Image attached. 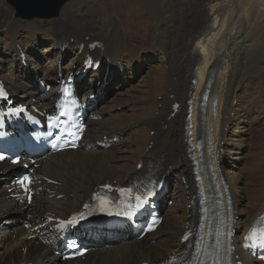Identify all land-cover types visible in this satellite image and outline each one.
Masks as SVG:
<instances>
[{
	"label": "bare ground",
	"instance_id": "obj_1",
	"mask_svg": "<svg viewBox=\"0 0 264 264\" xmlns=\"http://www.w3.org/2000/svg\"><path fill=\"white\" fill-rule=\"evenodd\" d=\"M133 1L152 14L157 10L155 0ZM88 3L95 13L91 21L81 27L64 19L67 2L60 7L58 16L45 25L52 26L51 32L40 27L37 21L16 25L3 17L0 22V78L22 102L33 98L41 105H49L57 88L56 72L66 74L73 68L80 69V62L90 53L88 45L93 41L100 45L99 50L91 52L95 59L106 58L110 69L115 68L123 74V77H116L119 84L115 89L121 88L119 94L108 99L105 93L109 92L110 85L103 90L98 87L102 70L82 80L88 85L81 87L85 89L84 98L95 88H99L101 96L98 97L101 103L95 109L101 119L90 123L83 136L87 149L60 152L42 161L35 173L47 176L56 184L42 183L43 190L29 207L8 200L0 187V218L14 211L23 217L29 216L28 223L51 215L64 218L79 210L94 187L106 180L122 182L140 174L154 162L159 165L161 175L175 179L170 191L173 207L163 210L164 218L152 234L138 241L128 238L124 243H113L110 249L89 253L84 261L74 263L60 262L52 253L54 243L42 244L41 237L27 241L28 232L22 229L20 222L12 223L9 218L0 225L4 229L0 231V248L5 251L0 253V264L28 261L37 264H138L155 253L166 255L181 250L180 238L185 225L197 216L194 208L187 209L186 204L187 196L194 191L192 167L197 166L196 172L201 176L197 155L199 141L203 145L202 153L209 152L216 172L229 186L237 229L233 239L240 241L243 231L264 209V88L259 78L264 69L258 67V62L264 59V0H177L169 8L171 14L177 12L181 18L189 8L184 20L194 21L182 27L172 24L171 19L160 20L153 43L145 46L119 38L120 29L116 25L108 29V22L116 24L117 21L110 17L101 1L88 0ZM124 5L127 10L134 8L132 1ZM113 13L119 14L114 9ZM159 14L163 16L160 9ZM16 18L14 15V20L19 21ZM88 26L92 29L84 33ZM23 28L29 29L33 36L28 41L22 40ZM42 28L45 31L41 39ZM39 40L47 45L44 51L36 54ZM57 44H66L71 52L63 66L59 65L58 53L53 52ZM20 52L38 68V74L26 72L27 67L18 59ZM135 63L133 77L126 71ZM121 67H124L122 71ZM139 75V81L134 84ZM35 76L51 85L44 95L32 86ZM190 95L193 98L188 117L186 102ZM134 101L140 105L126 107ZM174 102L183 103V106L170 117ZM243 124L252 128L249 142L238 135L240 131L234 130H239ZM149 131L154 132L152 136ZM113 136L119 137L118 143L107 149L94 145L96 141H106ZM139 164L142 168L137 170ZM9 168L0 164V171ZM203 170L210 177V166ZM11 223L12 234L6 226ZM235 254L243 264H260L238 248Z\"/></svg>",
	"mask_w": 264,
	"mask_h": 264
},
{
	"label": "rangeland",
	"instance_id": "obj_2",
	"mask_svg": "<svg viewBox=\"0 0 264 264\" xmlns=\"http://www.w3.org/2000/svg\"><path fill=\"white\" fill-rule=\"evenodd\" d=\"M5 1L6 0H0V22L3 21V19H2L3 17H8V21L10 23L16 24V25H26V23H28L30 21H37V23L40 27L44 26V28L48 32L52 31L51 25H49V26H45V25L47 23L51 22V20H53L55 17L54 18L33 17L31 19H23V18L18 17L16 15V9L14 7H12L14 10V12H13L12 8L8 4H6ZM99 1H101L103 3L105 8L107 9V12L110 14V17H112L114 20L117 21L116 24H111L110 22H108V24H107L108 29L111 30L114 25L118 26L120 29V37L119 38H121L122 40H128V39L134 40V41H136L135 44H137V45H144L145 46L148 43H153V38L155 37V33L158 32L157 27L161 26L160 20L168 21V19H171L172 24L177 25V26H182V27H184V25L189 26L188 22L190 23L192 20L190 18H185L186 20H184V15H185V13H187L189 11V8H187L183 12L181 18H178L177 12L171 14V11L169 10V8L171 5H174L175 1H177V0H155V1H157V10L154 11V14H152L150 11H146L143 8H139L138 5L136 4V2H134L133 0H99ZM129 1H132V5L134 8L127 10L124 3L129 2ZM69 2H73V4H68ZM69 2H67V5H69V6L66 5L65 9L63 10L64 19L71 20L73 23H75L77 25V27H81V26H83V25H85L91 21L90 18L95 13V9L91 7L92 4H89L88 0H71ZM113 9L116 10L119 14L113 13ZM159 9L162 11L163 16H161L159 14ZM48 12H49V10L47 8H43V9L39 10V13H41V14H47ZM96 12H97V9H96ZM14 15L18 18L19 21L14 20ZM188 19H189V21H188ZM4 21H6V20H4ZM107 21H108V19H107ZM192 21H194V20H192ZM134 22H137V25H133ZM6 24H7V22L4 23V25H6ZM65 24L66 23H63V25H65ZM44 28H42V31H41L42 33L39 32L41 35L40 36L41 39H42V36L44 35V31H45ZM91 29H92V27H89V26L85 27L84 33H86L87 31H90ZM262 33L264 34V31ZM21 36H22L23 41H28L33 37L29 33V29H27V28H23V30L21 31ZM2 39H5V38H2ZM69 39H70V37L66 38L67 41H69ZM103 39L106 40L105 37H103ZM114 40H116V39H114ZM39 41H40V43H38L36 54L39 53L40 51L41 52L44 51V49H46L44 47H46V45H47V43L44 42L43 40H39ZM262 42H263V52H264V40H262ZM54 49H53V52H56V49L55 50ZM241 56H242V53H241ZM65 61H66V59L63 60V63ZM258 67L264 69V59H262L260 62H258ZM35 71H38V69H35ZM138 72L140 73V71H138ZM115 73L116 72L114 70V74ZM140 75H139V77H137V80L134 82V84H136V82L139 81ZM259 78H260V83L261 82L264 83V70L260 72ZM116 82L117 83L114 86L119 84V79H116ZM120 89L121 88H119V87L117 88V90L111 89V86H110L109 91L110 90H112V91L109 94L107 92V94H108V95H106L107 99H108V97L117 96L119 94ZM116 91H117V93H116ZM251 91H252V89H251ZM134 103H136V104H134ZM133 105L137 106L140 104L137 103L136 101H134L130 104H127L126 107L133 106ZM118 110H116V111H118ZM242 129H243V131H242ZM249 129L245 126V124H243V125H241L240 129L238 130V132L240 131V133H238V135L243 136V138L247 142H249L251 139V136H253L252 131H251L252 128L250 130ZM151 135L152 134L150 133V136ZM246 146L248 147L247 144H246ZM233 164H236V163H233ZM88 194H89V192H88ZM169 200H171V199H169ZM7 219H9V218H6L5 220H7ZM2 250L3 249L0 248L1 252H2ZM159 256H161V255H158L157 253H155V256L153 254L152 257L150 258V260L155 259Z\"/></svg>",
	"mask_w": 264,
	"mask_h": 264
},
{
	"label": "water",
	"instance_id": "obj_3",
	"mask_svg": "<svg viewBox=\"0 0 264 264\" xmlns=\"http://www.w3.org/2000/svg\"><path fill=\"white\" fill-rule=\"evenodd\" d=\"M16 9V15L23 19L33 17L54 18L58 16L60 7L69 0H6ZM47 8V14L39 13L40 9Z\"/></svg>",
	"mask_w": 264,
	"mask_h": 264
},
{
	"label": "snow or ice",
	"instance_id": "obj_4",
	"mask_svg": "<svg viewBox=\"0 0 264 264\" xmlns=\"http://www.w3.org/2000/svg\"><path fill=\"white\" fill-rule=\"evenodd\" d=\"M0 159H3V156H0ZM121 194H131V190L130 189H121ZM152 193L149 192L147 193V196H150ZM147 196H144V197H141L139 195H137L135 197L136 201L138 204H143L147 198ZM106 203V201H105ZM63 223H67V224H74L75 223V220H69L67 222H62V225ZM185 239H187V237H185ZM245 239L247 240H252L253 241V244L255 245L256 243H259L260 246H264V232H261L259 235H257L255 232H253L252 234L248 235L245 237Z\"/></svg>",
	"mask_w": 264,
	"mask_h": 264
}]
</instances>
